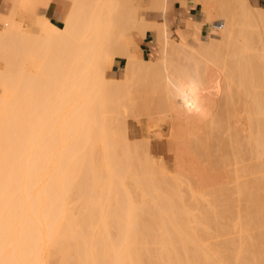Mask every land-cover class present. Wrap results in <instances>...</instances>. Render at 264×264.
I'll use <instances>...</instances> for the list:
<instances>
[{
	"label": "bare ground",
	"instance_id": "bare-ground-1",
	"mask_svg": "<svg viewBox=\"0 0 264 264\" xmlns=\"http://www.w3.org/2000/svg\"><path fill=\"white\" fill-rule=\"evenodd\" d=\"M11 1L0 13V264H264V8L182 1L205 15L188 20L193 46L171 35L174 0L146 1L160 22L141 15L143 0ZM54 5L63 26L24 29L22 16ZM149 32L156 60L134 37ZM118 58L125 78L112 80ZM130 117L147 122L135 145L148 151L150 123H164L175 179L132 146Z\"/></svg>",
	"mask_w": 264,
	"mask_h": 264
},
{
	"label": "rangeland",
	"instance_id": "rangeland-1",
	"mask_svg": "<svg viewBox=\"0 0 264 264\" xmlns=\"http://www.w3.org/2000/svg\"><path fill=\"white\" fill-rule=\"evenodd\" d=\"M147 0H143V5H142V11H141V15H143L145 17V19L147 20H150V21H162V16H160L159 14H156L154 12H151L148 10L147 6ZM228 2V0H223V2L226 4L225 5V9L226 7L229 8V12L231 10H233L234 8L230 9V2L231 0ZM10 2H12L10 0ZM217 3H219L218 7L221 5V2L220 0H216ZM252 5L257 7L254 2L252 1ZM62 7V10L65 9V5H58V7ZM177 8L179 7V4L176 5ZM199 10L201 11V7L199 6ZM0 13L9 17L12 13V9H11V5L8 7V8H4V6L2 5V0H0ZM178 11H173L172 12V15H173V18H174V22H173V25H172V28H171V35L172 37L174 38L175 41H181V40H187V42L191 45L194 46V40H193V32L191 30H189L187 28V30H182L183 31V34L184 35H181L179 33V30H181L180 28L183 27V18L179 17L178 15ZM22 19H23V26H24V29L28 32V33H31L33 34L32 32L34 31V29H39L42 24H44V19L42 18L41 14H36L34 15L33 19H29L28 16H22ZM205 19V15L203 14V20ZM202 20V21H203ZM33 21V22H32ZM182 21V22H181ZM63 26V25H62ZM0 31H4V27L2 25H0ZM134 37L137 39V41L139 42V47H140V44L142 42L141 40V37L139 36L138 33H134ZM157 38V35L155 33H152V40H153V43H152V47H151V51L146 53L145 56L142 55V57L146 60H156L158 59V57L160 56L159 53H158V49L156 47V44H155V40ZM197 46H199L197 44ZM119 61L122 62L121 64H119ZM28 67L32 68L31 65L29 66V64H27ZM126 65V61L125 60H118L117 63L114 65L113 67V72L110 73V76L109 78L112 79V80H123L125 78V72L123 71V68L124 66ZM28 69V68H27ZM2 94V91L0 90V95ZM128 122H129V138H130V143H132V146H133V143L134 145L139 144L142 145L143 140L144 141H147L144 139V136H147L149 135V131L145 130L147 128V122L144 120V122L142 124L138 123L137 120H135V118H128ZM109 129L112 128L111 126V123L109 124ZM150 125L152 126V139H151V143H150V149L149 151L147 150L146 147H143V146H134L135 148H138L139 150L142 149L141 151H137L138 154L140 153H144L143 152L144 150H146V153L149 152L153 158H155V162H156V165L158 167L159 165V169H160V166L162 165V163L165 165V166H161L162 170L163 171H166L167 174H165L166 177H173V179L176 178V173H177V148H176V143L177 141L174 140L173 137H166L165 135H162L160 134V132H163L164 130V123L161 121H156L154 123H150ZM132 141V142H131ZM141 142V143H140ZM179 142V141H178ZM180 143V142H179ZM182 145L185 147V152H188V150L186 149L187 148V144L184 143V142H181ZM98 151L101 153V146L99 145L98 147ZM140 152V153H139ZM120 153V152H119ZM189 153V152H188ZM142 154H141V157H142ZM143 154V157L144 156ZM191 154V152H190ZM120 155L119 159L120 160H124V157ZM163 161V162H162ZM181 164L183 166V170L185 171H191V168H189V165L186 163V162H182L181 161ZM162 171V172H163ZM207 173V174H206ZM202 174V175H201ZM199 173L198 175H196L199 180H201L202 182L207 180L210 175L207 171L203 172V173ZM205 174V175H204ZM175 175V177H174ZM209 175V177H208ZM207 176V177H206ZM205 177V179H204ZM202 178V179H200ZM207 178V179H206ZM169 179V178H168ZM171 179V178H170ZM216 187L218 189H214V192L215 193H218L219 194V185ZM218 191V192H217ZM217 194V195H218ZM182 195H185V198L187 199V201L189 202L188 204L189 205H192V203L189 201V195L187 194V191H184ZM73 201V207L75 209V212H78V210L80 209L81 205H80V202L75 198L73 197L72 199ZM192 214L194 216H198L199 217V211L196 210L195 208H193L192 210ZM209 248H213V249H218L219 246L218 245H213V246H210Z\"/></svg>",
	"mask_w": 264,
	"mask_h": 264
},
{
	"label": "crops",
	"instance_id": "crops-1",
	"mask_svg": "<svg viewBox=\"0 0 264 264\" xmlns=\"http://www.w3.org/2000/svg\"><path fill=\"white\" fill-rule=\"evenodd\" d=\"M184 0H174V5H170L169 10H168V14H167V19L170 22V24L174 22V18L172 15L173 11H178V15L179 17L183 18L184 22H183V27L180 28L181 30H187V23H190L191 21L188 20H192V22H201L203 20V8L201 5L197 4H189L188 6H183L181 3ZM254 2V4L257 7L260 8H264V0H251ZM177 4H179V7L177 8ZM2 5L4 6V8H8L11 5L10 0H2ZM199 6L201 7V11L199 10ZM63 7V6H62ZM62 7H58V5H54L51 8H48L47 10H45L43 13H41L42 18L45 19H49L51 22H55L53 24L58 25V26H62L63 25V19H64V11L62 10ZM173 19H171V18ZM61 22V23H60ZM182 22V21H181ZM172 28V26H171ZM153 43L152 40V33H148L147 36L142 40L140 46V50L142 55L145 56L146 53L151 51V45ZM155 44H156V40H155ZM157 47V46H156ZM158 49V48H157ZM119 60H123L118 58ZM118 59L116 60V63L118 61ZM122 62L119 61V64H121Z\"/></svg>",
	"mask_w": 264,
	"mask_h": 264
}]
</instances>
